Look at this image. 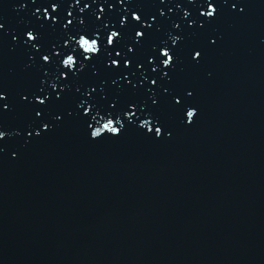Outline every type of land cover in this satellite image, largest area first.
<instances>
[{"label":"water","instance_id":"obj_1","mask_svg":"<svg viewBox=\"0 0 264 264\" xmlns=\"http://www.w3.org/2000/svg\"><path fill=\"white\" fill-rule=\"evenodd\" d=\"M83 3L89 9L77 8L76 24L86 31L96 26L88 15L95 8ZM96 3L101 19L137 7L180 16L157 0ZM246 3L243 15L225 12L212 25L220 40L203 67L178 76L196 88L200 113L171 140L128 133L89 145L72 124L27 146L6 139L0 264H264V0ZM33 11L27 0H0V23L19 31ZM10 48L11 35L0 33V86L14 99L31 80L26 58ZM23 120L9 113L8 129Z\"/></svg>","mask_w":264,"mask_h":264},{"label":"snow or ice","instance_id":"obj_2","mask_svg":"<svg viewBox=\"0 0 264 264\" xmlns=\"http://www.w3.org/2000/svg\"><path fill=\"white\" fill-rule=\"evenodd\" d=\"M27 3L36 8L32 23L11 33L0 23V33L11 35L9 51L26 58L23 68L31 80L14 99L0 86V156L6 139L21 138L27 146L68 124L89 145L119 141L128 133L151 143L171 140L200 113L196 88L178 84V76L203 67L220 40L211 28L223 13L243 15L247 8L246 0H157L169 13L174 3L180 16L171 20L159 8L138 14L137 7L124 9L119 19H101L104 8L92 0L95 10L88 15L96 26L84 31L76 24L77 8L80 14L89 9L88 3L79 7L82 0ZM46 33L61 35L47 40ZM13 111L23 112L24 120L9 130L6 118ZM17 155L14 151L13 159Z\"/></svg>","mask_w":264,"mask_h":264}]
</instances>
